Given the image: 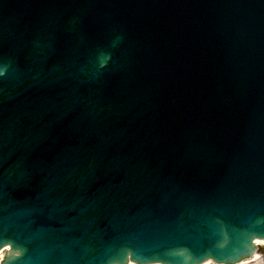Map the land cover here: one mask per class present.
<instances>
[{"label": "water", "instance_id": "obj_1", "mask_svg": "<svg viewBox=\"0 0 264 264\" xmlns=\"http://www.w3.org/2000/svg\"><path fill=\"white\" fill-rule=\"evenodd\" d=\"M254 239L264 0H0L1 264H238Z\"/></svg>", "mask_w": 264, "mask_h": 264}, {"label": "flooded vegetation", "instance_id": "obj_2", "mask_svg": "<svg viewBox=\"0 0 264 264\" xmlns=\"http://www.w3.org/2000/svg\"><path fill=\"white\" fill-rule=\"evenodd\" d=\"M246 264H264V247L257 249V256Z\"/></svg>", "mask_w": 264, "mask_h": 264}, {"label": "bare ground", "instance_id": "obj_3", "mask_svg": "<svg viewBox=\"0 0 264 264\" xmlns=\"http://www.w3.org/2000/svg\"><path fill=\"white\" fill-rule=\"evenodd\" d=\"M255 244H256V246H259V245H262V244L264 245V240H262V239L261 240H256ZM250 260H252V259H246L245 261H240L238 264H246ZM133 263L134 262H132L130 260L129 264H133ZM202 264H218V263L211 259V261H206V263H202Z\"/></svg>", "mask_w": 264, "mask_h": 264}]
</instances>
